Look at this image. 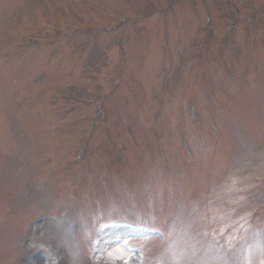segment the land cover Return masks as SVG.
Returning a JSON list of instances; mask_svg holds the SVG:
<instances>
[{"label":"rangeland","instance_id":"rangeland-1","mask_svg":"<svg viewBox=\"0 0 264 264\" xmlns=\"http://www.w3.org/2000/svg\"><path fill=\"white\" fill-rule=\"evenodd\" d=\"M0 264H264V0H0Z\"/></svg>","mask_w":264,"mask_h":264}]
</instances>
